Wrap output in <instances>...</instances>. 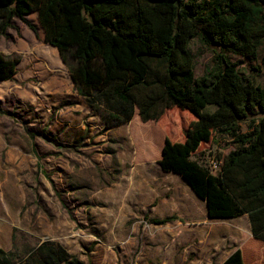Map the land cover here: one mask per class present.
I'll use <instances>...</instances> for the list:
<instances>
[{"label": "rangeland", "instance_id": "1", "mask_svg": "<svg viewBox=\"0 0 264 264\" xmlns=\"http://www.w3.org/2000/svg\"><path fill=\"white\" fill-rule=\"evenodd\" d=\"M27 17L39 26L37 12ZM28 32L15 18L0 38V52L21 61L29 53L21 49ZM189 48L196 77L216 64L220 48L199 38ZM263 55L264 41L254 58L227 53L264 86ZM20 70L15 81L0 82V247L12 264H35V248L47 239L86 264H217L251 235L242 218L215 230L197 228L182 208L200 212L203 203L192 199L180 175L158 164L165 138L182 141L194 113L174 106L144 122L136 109L131 122L108 128L86 99L50 101L40 79ZM232 148L227 137L203 142L192 159L209 168ZM168 215L169 222H153ZM255 256L248 259L264 264Z\"/></svg>", "mask_w": 264, "mask_h": 264}, {"label": "trees", "instance_id": "2", "mask_svg": "<svg viewBox=\"0 0 264 264\" xmlns=\"http://www.w3.org/2000/svg\"><path fill=\"white\" fill-rule=\"evenodd\" d=\"M33 12L106 127L130 122L136 109L144 122L174 106L194 113L182 141L165 138L158 164L206 202L209 218L248 214L253 236L264 242V86L227 56L258 55L264 0H0V38L15 18L37 34L27 17ZM194 38L220 48L216 64L200 77L189 48ZM19 61L0 52V82L14 77ZM224 137L233 148L218 173L192 159L203 142ZM9 258L0 247V264H12ZM33 258L35 264H86L52 239L41 241ZM222 264L249 263L238 247Z\"/></svg>", "mask_w": 264, "mask_h": 264}, {"label": "crops", "instance_id": "3", "mask_svg": "<svg viewBox=\"0 0 264 264\" xmlns=\"http://www.w3.org/2000/svg\"><path fill=\"white\" fill-rule=\"evenodd\" d=\"M34 23L38 26V23L36 22ZM39 26H38L37 34H35L34 32L33 33L28 32L29 40L27 41L25 40L23 41L24 43L22 42L21 44L22 47L21 49L28 50L29 52L28 54L27 52H24L23 59L17 64L18 70H20L21 66L24 67L25 69L23 74L20 70L21 75H24L26 78L32 76L38 77L40 79V84L44 89V94L42 91L43 94L42 96L44 98H50V101H60L64 98H69V97H73L75 100H81L82 98L85 99V97H83L78 92L71 77L68 66L62 60L58 49L53 45L49 44L48 42H46L45 32L42 29V27L40 26L39 28ZM27 65L31 67L29 68L27 67ZM15 76H18V73L14 75L12 79L1 82L15 81L14 79L16 78ZM75 105L76 104L72 102L71 106H75ZM181 180H183V182L188 184L183 178ZM190 190L192 191V194L196 196V197L192 196V199L194 198L195 200H200L203 203L204 211L198 212L196 208H192V207H189L185 210L184 208H182V211L194 219L193 224H198L197 228H200V230L203 229L215 230L216 228H214V226L217 223H223V222L230 223L235 221H236L235 223H237L241 220V218L244 219L243 221L244 226H246L248 222L251 230V224L248 214H244L240 217H235V218H209L207 214V208L205 206L206 202L200 197H198L191 187ZM169 216L172 215H168V217ZM238 247L242 249L244 259L249 264H253L248 259L249 256L252 255L255 256L256 254H259L261 255L260 256L261 259L264 257L263 256L264 242L262 240L255 238L251 231L250 236L244 238L239 243L238 246H236L234 249L230 250L225 256H223V258L217 264H222L225 261V259Z\"/></svg>", "mask_w": 264, "mask_h": 264}, {"label": "built area", "instance_id": "4", "mask_svg": "<svg viewBox=\"0 0 264 264\" xmlns=\"http://www.w3.org/2000/svg\"><path fill=\"white\" fill-rule=\"evenodd\" d=\"M223 165V160L222 159H213L211 161V165H210V171L212 173H218L221 170V167Z\"/></svg>", "mask_w": 264, "mask_h": 264}]
</instances>
